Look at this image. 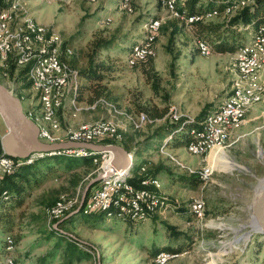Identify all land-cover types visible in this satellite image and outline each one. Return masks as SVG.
<instances>
[{"label": "rangeland", "instance_id": "obj_1", "mask_svg": "<svg viewBox=\"0 0 264 264\" xmlns=\"http://www.w3.org/2000/svg\"><path fill=\"white\" fill-rule=\"evenodd\" d=\"M19 6L22 12L18 14L16 27L29 22L42 25L58 35L71 46L74 56L67 59L71 58L73 69L69 67L75 72L87 67L85 53L96 36L108 38L118 35L121 41L115 49L99 55V59L112 68L103 82L107 93L105 98L93 105L80 102L75 99L78 97L77 91L86 83L78 73L70 82L66 89L68 97L65 107L51 127V132L62 140L60 142L68 141L66 139L74 131L85 125L106 121L122 135V140L123 133L131 126L135 127L139 131L137 142L142 143L167 119L166 116L153 124L152 120L148 117L146 120L141 114L134 116L142 108L167 109L171 121L197 116L209 103H213L215 109L231 94L238 79L237 52L250 47L261 27H249L244 31L241 37L243 45L233 54H217L212 50L210 56H202L197 47L202 38L196 35L195 27L168 9L162 0H129L128 7L125 0H19ZM229 6L225 11L211 12L215 16L203 23H227L243 9L244 3ZM228 10L231 13L225 16ZM152 20L159 23V31L151 43L153 55L149 58L154 61L148 66L140 64L149 59L132 64V57L147 38V29ZM173 23L181 32L169 45L168 38L175 27ZM163 27L166 29L164 32ZM150 68L153 69L150 73L154 78L146 75ZM20 69L14 66L6 76L1 71L0 82L20 98L25 113L38 115L40 101L28 77L25 78L30 83L28 89H23V82H17ZM263 71L264 68L258 74L262 84ZM156 83L158 88L154 90ZM256 83L260 84L258 81ZM252 108L231 131L227 145L212 149L205 155L189 154V142L177 147L171 141V136L162 145L151 141L149 145L153 146L152 149L145 150L144 145H137L143 152L136 157L130 153L136 167L143 165L141 168L145 167L147 172L148 168H161L158 178H154L158 182L157 187L141 186L137 190L147 189L165 200H161L164 206H160L151 217L136 220L142 223H127L118 219L93 220L81 215L61 227L53 225L54 229H60L64 237L54 234L48 238L50 222L56 221L50 217L51 207L63 200L78 202L77 207L70 211L73 213L79 207L89 182L107 172L105 168L109 164L103 162L101 156L110 153L94 154L81 150L87 156H92L91 167L74 171L59 168L32 180L30 185L24 187L23 205L12 211V230L0 228V264H5L7 257H12L17 264H65L72 242L80 249L76 250L73 264H153V259L154 264H161L157 258L171 252L163 251L154 257L152 251L178 247L181 253L169 254L163 264H264V237L247 235L257 179L264 178V97ZM0 131L2 135L6 132L1 119ZM221 150L225 151V155L219 152ZM67 152L70 151L57 154L70 155ZM96 158L98 163L94 162ZM140 169L137 180L140 178L141 181ZM132 174L130 179L136 178L133 171ZM206 174L208 180L203 182L202 177ZM74 175L81 178L77 187L71 184ZM190 175L201 177L203 183L192 188L178 180L180 176ZM156 189L160 193L155 192ZM164 196L169 198L172 205ZM6 197H2L0 206ZM56 199L57 203L48 207ZM198 203L203 204V208L195 214L193 208ZM179 208L185 211H179ZM85 211L94 213L101 210L90 211L85 207ZM109 213L117 216L114 211ZM153 216L157 217L152 219ZM167 226L175 227L186 237L175 240ZM8 237L16 240L11 253H7L6 248L3 250ZM56 245L59 248H53ZM85 252L89 258L80 256ZM44 255L49 258L41 262L40 258Z\"/></svg>", "mask_w": 264, "mask_h": 264}, {"label": "bare ground", "instance_id": "obj_2", "mask_svg": "<svg viewBox=\"0 0 264 264\" xmlns=\"http://www.w3.org/2000/svg\"><path fill=\"white\" fill-rule=\"evenodd\" d=\"M125 1L129 2V0ZM187 1L188 0H162L163 4L168 9H170L184 22L191 26L194 24L203 23L204 21L215 16V14L209 12L204 15H194L183 18L179 13V9ZM254 1L255 0H239L237 2L232 3V5H230L229 7H233L235 5H238L239 3H244V9L247 6L253 4ZM6 2L8 6L2 9L0 12V59H6V61H0V72H6L7 70H9V67L11 65H15L19 68H27V77L31 83V88L38 96L40 101V114L35 115L34 113H25V111L24 113L39 127V139L41 141L47 143L60 142L62 140H59L51 132V127L55 125L56 117H58V115H53L51 119L49 114H54V112L56 111V103H51L53 101L59 100L61 98L59 103V112L65 107L66 98L68 97L66 89H68L70 82H72L73 78L76 76V72L73 71L67 64L63 63L61 60L62 56H72V49L70 47H66L65 43L60 39L58 35H56L54 32H50L46 27L42 25L26 22L21 25V27L17 28L16 24L18 14L22 12L21 7L19 6V0H6ZM128 5L129 3H126L127 7ZM8 12L9 18L5 17ZM227 12L228 14L225 16H228L231 13L230 10H228ZM150 23L151 25L147 29V38L140 45L139 49L134 53L131 61L132 64H135L139 61H143L145 59H149L153 55L152 47L149 46H151L152 41H154L156 38L155 34L157 31H159V23L157 20H152ZM33 36L43 37L44 42L41 39H35ZM6 37H12V40H4ZM261 45L264 48V24H262L261 27L258 29V34L254 39L253 43L250 45V47L237 52V55L239 57L237 61L238 79L234 84V89L224 101V103L219 107L218 111L206 119V121L202 124L201 130L196 134L194 133L195 136L187 144V150L189 154L194 156H201L207 154L212 149L221 146H226L231 131L235 129L246 118L248 111L253 106L259 104L263 100L264 87L261 84L258 85L256 83V79L260 71L264 68V57H256L255 59L246 58L248 53H255L256 47H259ZM55 47L60 48V50L57 51V54H55ZM197 47L199 53L202 56H210L212 53V46L205 40L198 41ZM9 50L11 52V55L18 60L19 64L17 63V61H14L13 58H8ZM52 58L54 65V70L51 72L52 83L50 86H45L44 82H36L37 74L45 72V61H50ZM251 74H257V76L252 78L247 76ZM34 82H36L35 85ZM62 91H65V95L63 96V98ZM247 92H254L255 94H253L247 101L245 99L237 100L239 94ZM43 103H49L46 105V113H44ZM225 108L231 112H238L237 115L232 119V121L228 125H226L225 121L221 120L222 116L225 114ZM208 125L212 129L223 130V132L227 133L221 134V140L213 139V137L205 135V133L207 132ZM97 126H101V128L104 129H109L110 134L104 137L102 134H94L89 132L92 128H96ZM1 137L2 136H0V140ZM104 138H110L114 139L115 141H121L122 135L116 131V129L111 123L102 121L85 125L79 130L74 131V133H72L66 140L77 142H93ZM192 145H195V149ZM219 152L225 155L224 150H221ZM67 153H69L70 155L76 154L77 156L88 155L86 152L80 151L76 153L72 150ZM217 153L218 151L215 152L214 155H216ZM111 154L112 153L104 154L103 156L100 155L103 159V162L109 164V167L105 168V171H109L112 166L111 162L113 160V157ZM40 157H43V155H32L28 157L29 159L27 158L24 160L29 164ZM4 160L15 161L14 159L6 157L3 155V153H1L0 161ZM94 162L98 163V159H94ZM15 167L16 164L12 166L9 170L4 172L2 174V177L12 172ZM130 168L124 171H115L111 178L105 180V184L109 185L106 199L104 203L97 204L95 209H100L101 211L107 212L114 211L118 217L128 218L133 221H136L138 219L146 220V218H149L151 217V215L156 213L160 206H164V203L161 202V200H165L161 196L153 194L147 189L137 190L135 188V194L125 195V202L133 203V206L136 207V210H129V212L128 210H118L119 202L121 200V197L123 196V192L127 188H134V186L129 182L131 180L130 178L133 176L132 168ZM145 173L149 174L146 171L145 167L141 168V179L142 177H144ZM144 186L157 187L158 182L154 178H150L149 176H147L144 179ZM5 196H7V192L0 191V200L2 199V197ZM91 196H94V193H92ZM91 196L87 199V201H91ZM77 204L78 202H74L71 200H63L54 207H51V219L59 220V214H67L68 212L72 211ZM197 206L198 210H194L195 214H198V212H200V210L203 208V204H197L195 208ZM86 210H89V207H86ZM138 213L139 216L145 217L138 218ZM65 216L66 215H62V218H64ZM6 244L7 246L5 247L7 253H11L15 249L14 240L8 237ZM169 254L171 253H164L160 255V257L157 258V261L163 264L168 259ZM5 264H16V261L12 257H7Z\"/></svg>", "mask_w": 264, "mask_h": 264}, {"label": "trees", "instance_id": "obj_3", "mask_svg": "<svg viewBox=\"0 0 264 264\" xmlns=\"http://www.w3.org/2000/svg\"><path fill=\"white\" fill-rule=\"evenodd\" d=\"M235 1L236 0H188L179 9V13L181 14L183 18L184 17L186 18V17H190L194 15H204V14H207L213 11H223L226 7H228ZM7 6L8 5H7L6 0H0V12L2 9H4ZM230 19H228L229 22L227 23H215L211 21V22H206V23L194 24L193 26L196 29V35L202 38V40H205L208 43H210V45L213 47L212 50L214 53L233 54L240 48V45L241 46L243 45L241 37L244 31H247L249 27L258 28L259 26L264 24V0H255L253 4L244 8L242 11L238 12V14L231 17ZM177 22H180V21L177 19ZM173 26H175L174 23H173ZM165 30L166 29L163 27L162 32H164ZM180 32H181V29L178 26H175L174 30L171 32L168 38L169 45H172L174 43L176 36H178ZM120 43L121 41L119 40L118 35H113L108 38L103 37V36H96L91 41V43L88 46V51L85 53V57L87 59V67L80 71L79 70L76 71V73H78L79 75V78L84 80L86 84L80 86L79 91H77L78 97L75 99H77L80 102L86 101L89 104L93 105L97 101H100L103 98H105L107 93L105 91L106 86L104 85L103 82L106 79V76L112 71V68L109 64L105 63L104 61H101L99 59V55L103 52H107V51L115 49L118 45H120ZM156 44H157V41H156ZM65 45L66 47H71L67 42H65ZM73 56L72 57L70 56V57L73 58ZM67 58H69V56H62L61 60L65 64L68 63L69 65L68 64L67 65L72 68V65L70 64L71 58L70 59H67ZM153 61L154 59L152 58L140 65L148 66L149 63H152ZM140 65H137V66H140ZM14 66L15 65H11L9 67V70L6 72L10 73L12 67ZM27 72H28L27 68H21L17 73L18 75L17 82H23L25 84L23 85L25 86L23 87V89H28L29 84H30V83L28 84L25 81V78L27 79L26 77ZM150 72H153L152 68H150V70L147 71L146 75L147 76L150 75V78H154V75L151 74ZM12 73H13V70L11 72V78L14 77ZM4 74L5 75L3 76H6L5 72ZM157 88L158 87L156 83L154 84V90H157ZM86 94H88L87 98L85 97ZM214 107L215 105L213 103H209L203 108V110L200 112V114L196 118L191 119V118L184 117V118H180V120H177V121H171L168 119L169 110L167 109L159 110L157 108H149V107L142 108L134 116L141 114V117L142 116L145 117L146 120H148L147 117L150 120H152L153 124H155L156 121H161L165 119L167 116V119L165 120L166 121L165 124L156 128L152 132L151 135L146 137L145 141H143L142 143L137 142V137H138L137 132L139 131L135 129V127L131 126L130 130L127 129V131L123 133L124 138L122 141H115L114 139L105 138V139L96 141V143L104 144V145H108V144L120 145L124 147L127 151H129L131 154L133 155L135 154V157L143 152L141 149H138L137 145L139 147L144 145L145 150L152 149L153 146L149 145L151 141L159 142L162 145L163 142L169 138L168 136L172 137L171 141L174 142L175 146L177 147L184 146L187 142L193 139L196 133H198L201 130L202 124L206 121V119L218 111V110L214 111ZM1 153L2 151H1V146H0V154ZM14 160L22 161V160H16V159ZM92 163H93L92 157H89V156H76V155H64V154H54L50 156L43 155V157L35 159L32 163H29V164L25 160L23 163H17L15 169L9 174H7L6 176H3L2 179L0 180V191L7 192V197H6L7 199H3L1 201V206H0V228L4 229L5 231L12 230L14 226V219L12 217V211H14L15 209L21 208V206L23 205L24 187L30 185L32 180L39 179L40 177H43L48 173H53L56 169H59V168L60 169L64 168L69 171H74V170H77L85 166L91 167ZM142 166L143 165H141L139 168L136 167L135 160L133 161L132 171L134 172V175L136 176V178L131 179L130 183L134 187H136V189L142 188L140 186V178L139 180H137L138 170ZM160 172H161L160 166L156 167L155 169L148 168V173H149L148 176L150 178H158V175ZM200 178L195 175H190L188 177L180 176L178 177V180L180 182H183L185 184L192 186V188H197L200 184L203 183ZM80 181H81L80 176L74 175L73 179H71L72 187H77ZM98 185H95L93 188H95ZM91 190L88 193L85 202L87 201L91 193ZM155 192H158V189H156ZM166 199L168 201V204L172 205L170 204L169 198L166 197ZM56 201L57 199L54 201H51L48 207L52 206ZM183 210H184L183 208H179V211H183ZM70 213H68V216L63 220V222L57 226L61 227L63 224L70 222L75 217L81 216V215L91 217L93 220L118 219V220H122L127 223H142L139 221H133L128 218H118L115 214L112 215L107 211L87 213L85 211L84 205L79 212L73 215H71L72 213L71 214ZM59 222H60L59 220L50 222L51 229L48 231V238L53 237L54 234H59L60 236H63L60 229L53 228V225ZM167 229L170 233V236L174 238L175 240H178L180 237H183V236L186 237L173 226H167ZM13 240L15 243L16 240L14 238ZM5 246L6 245L4 244L3 250H5L6 248ZM53 248L57 249L59 248V245H56ZM76 250L80 251V249H78V247H76V245L72 242L67 252V262L65 264H73L74 259H76ZM163 251H167L171 253L176 252L175 254L181 253V249L178 247L176 249L167 248V249H162L160 251L153 250L151 254H153L154 257H156L158 253L163 252ZM80 256H83V258L90 257L86 252L84 255L80 254ZM47 258H49V256L47 257V255H44L40 258V261L44 262Z\"/></svg>", "mask_w": 264, "mask_h": 264}, {"label": "water", "instance_id": "obj_4", "mask_svg": "<svg viewBox=\"0 0 264 264\" xmlns=\"http://www.w3.org/2000/svg\"><path fill=\"white\" fill-rule=\"evenodd\" d=\"M0 119L6 129L0 140L1 151L4 156L24 160L32 155L50 156L63 151L84 150L94 154L112 153V169L99 174L92 179L82 196L79 207L71 214L81 210L90 190L113 176L114 171L128 170L133 165L130 152L117 144H98L96 142H77L64 141L56 143H47L39 139V127L29 119L23 110V106L18 97H16L5 85L0 83ZM255 188V197L252 201V217L250 231L247 235H262L264 237V178L257 179ZM63 221L56 223L59 225ZM99 264H101L99 262Z\"/></svg>", "mask_w": 264, "mask_h": 264}, {"label": "built area", "instance_id": "obj_5", "mask_svg": "<svg viewBox=\"0 0 264 264\" xmlns=\"http://www.w3.org/2000/svg\"><path fill=\"white\" fill-rule=\"evenodd\" d=\"M126 3L128 4L129 2H126ZM5 17L9 18V12L5 15ZM34 38L35 39H41L44 42L43 37H34ZM4 40H12V37H6ZM151 46H149V47H151ZM59 50H60L59 47H55V54H57V51H59ZM256 57H264V48L262 47V45L259 47H256L255 53H248L246 58H254L255 59ZM8 58H13V60L17 61V63L19 64L18 60L11 55L10 50H9V57ZM0 61H6V59H0ZM53 70H54V65H53V58H52L50 61H45V72H42L41 74H37V81L36 82H44L45 86H50L52 83L51 72ZM6 74H8V73H6ZM247 76L252 78V77H256L257 74H251V75H247ZM36 82H34V85L36 84ZM253 94H255V93L254 92H247V93L239 94L237 100L238 99H245L247 101ZM64 95H65V91H62V98ZM34 98L36 99V96ZM60 100H61V98L59 100L51 102V103H56V111L54 112V114H49L51 119H52L53 115H60V112H59ZM43 104H44V113H46V105L49 103H43ZM237 113L238 112H231L225 108V114L222 116L221 120L225 121L226 125H228V124H230L232 119L237 115ZM89 132L94 133V134H102L104 137L106 135L110 134L109 129L101 128V126H97L96 128H92ZM226 133L227 132H223V130L212 129L208 125L207 132L205 133V135H209V136L213 137V139L221 140V134H226ZM0 136H2L1 131H0ZM192 146L195 149V145H192ZM77 151H81V150H77ZM23 162L24 161H12V160L0 161V180L2 179V174L4 172L9 170L15 164L23 163ZM111 169H112V167L110 168V170ZM147 176H148V174L145 173L144 177H142V179H141L140 186H144V179ZM202 178H203V182H207L208 174L204 175ZM128 179H129V177H128ZM135 188L136 187L127 188L123 192V196L121 197V200L119 202L118 210H128V212H129V210H136V207L133 206V203H126L125 202V195L126 194H135ZM108 189H109V185L105 184V180H104L103 182H101L99 184L98 187H96L94 189V196H91V201L85 202L84 207H89V210L93 211L97 204L104 203L106 196H107V193H108ZM136 198H141V197H136ZM198 204H200V203H198ZM193 209L198 210V206L196 208H193ZM56 214H57V211H56ZM62 215H68V214H59V221L62 219ZM148 216H150V215H148ZM142 217H145V216H139V213H138V218H142ZM154 263H155V259H153V264Z\"/></svg>", "mask_w": 264, "mask_h": 264}, {"label": "crops", "instance_id": "obj_6", "mask_svg": "<svg viewBox=\"0 0 264 264\" xmlns=\"http://www.w3.org/2000/svg\"><path fill=\"white\" fill-rule=\"evenodd\" d=\"M260 75L257 77V79H256V81H258L259 83H260ZM262 80L264 81V71H263V73H262ZM263 83V82H262ZM262 83H260L261 85H263L264 86V84H262ZM228 96V95H227ZM227 98V97H226ZM225 98V99H226ZM225 99L223 100V102L225 101ZM223 102L219 105V106H221L222 104H223ZM218 106V107H219ZM218 107H216L215 109H214V111H216L217 110V108ZM254 108H252V110H253ZM252 110H250V112L252 111ZM250 112H248V114L250 113ZM200 114V113H199ZM198 116V115H197ZM197 116H189V117H191V118H196ZM58 134H59V132H57ZM231 138H232V135H231ZM159 216V215H158ZM157 216H155V217H153L152 219H155Z\"/></svg>", "mask_w": 264, "mask_h": 264}]
</instances>
